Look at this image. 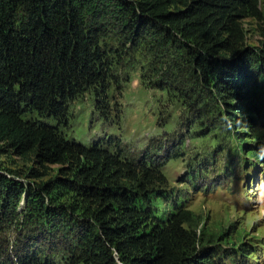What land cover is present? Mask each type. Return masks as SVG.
<instances>
[{"label": "trees", "instance_id": "16d2710c", "mask_svg": "<svg viewBox=\"0 0 264 264\" xmlns=\"http://www.w3.org/2000/svg\"><path fill=\"white\" fill-rule=\"evenodd\" d=\"M124 1L130 32L139 38L152 30L183 50L204 82L214 79L230 120L236 102L251 107L249 88L264 78V42L261 49L246 45L242 20L263 19L261 0ZM84 6L81 0H0V141L19 155L33 153L34 178L45 176L49 164L62 166L59 176L33 188L19 189L0 174V210L23 192L47 197L55 215L69 214L76 242L58 264H225L214 259L217 251L198 246L187 226L191 210L177 208L163 219L143 204L141 193L166 183L162 172L126 160L120 149L62 133L71 102L86 92L94 93L103 118L110 114L116 58L99 26L84 17ZM67 195L75 202H60ZM28 243L18 264H39Z\"/></svg>", "mask_w": 264, "mask_h": 264}, {"label": "rangeland", "instance_id": "374dc122", "mask_svg": "<svg viewBox=\"0 0 264 264\" xmlns=\"http://www.w3.org/2000/svg\"><path fill=\"white\" fill-rule=\"evenodd\" d=\"M81 1L84 17L99 26L101 41L115 54L110 114L103 118L94 93L86 92L71 102L62 133L86 145L120 149L126 160H142L162 172L166 183H153L141 193L143 204L163 219L177 208L191 210L187 226L197 233L201 249L217 251L214 259L264 264V78L249 88L251 107L236 102L235 121L230 120L213 91L214 79L204 82L183 50L152 30L139 38L130 32L124 0ZM260 9L262 20L248 17L242 24L246 45L261 49L264 0ZM34 167L39 165L33 153L19 155L0 141V174L19 183V189L52 180L62 169L49 164L38 179L31 175ZM47 200L21 192L4 203L0 264H18L29 240L26 247L34 248L39 264L67 259L76 242L73 221L69 214L48 211ZM60 202L75 201L67 195Z\"/></svg>", "mask_w": 264, "mask_h": 264}]
</instances>
